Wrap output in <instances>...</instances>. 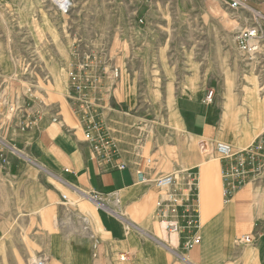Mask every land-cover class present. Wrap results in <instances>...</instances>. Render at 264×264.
I'll return each instance as SVG.
<instances>
[{
  "label": "crops",
  "instance_id": "obj_1",
  "mask_svg": "<svg viewBox=\"0 0 264 264\" xmlns=\"http://www.w3.org/2000/svg\"><path fill=\"white\" fill-rule=\"evenodd\" d=\"M122 2L113 0V5L120 8ZM244 2L252 16H264V0ZM51 24L55 31L44 25L39 30V71L53 81L42 89L45 96L22 87V99L8 97L19 115L6 120L1 133L14 148H0V264H30L33 255L48 258L49 264H264V176L225 202V163L215 149L217 142H225L241 151L260 136L245 137L251 110L247 95L236 93V68L187 64L183 82L175 86L169 76L164 84L146 80L139 91L150 94L139 98L133 95L135 85L123 79L114 85L112 78L105 86L102 115L118 154L103 163L67 99L64 77L75 59L76 38L62 37L61 25ZM117 24L116 29L125 27ZM109 38L103 31L101 42L110 43ZM115 59L106 69L112 77L129 75L127 59L140 62L138 72L145 77L174 73L153 67L150 52L129 58L119 53ZM212 72L214 80L209 79ZM227 76L235 94L231 120L224 118ZM210 91L220 95L216 107L206 100ZM121 164L126 168L118 169ZM168 174L177 178L173 190L188 203L196 198L199 207L193 222L181 221L178 234L165 229L158 207L162 193L153 185ZM197 233L201 243L188 249L186 242ZM245 236L252 242L240 243Z\"/></svg>",
  "mask_w": 264,
  "mask_h": 264
},
{
  "label": "rangeland",
  "instance_id": "obj_2",
  "mask_svg": "<svg viewBox=\"0 0 264 264\" xmlns=\"http://www.w3.org/2000/svg\"><path fill=\"white\" fill-rule=\"evenodd\" d=\"M65 3L69 7L67 12L55 0H0V148H14L1 137L2 129L7 127L5 121L19 115L17 110L12 112V108H17L11 106L8 97L14 96L18 101L22 99V87H28L43 98L42 89L53 82L52 77L40 73L38 59L41 51L39 30L44 25L49 31H55L51 23L61 25L62 37L76 38L75 59L70 71L86 62L94 67L93 73L97 75L86 74L82 78L89 86L88 99L95 103L94 109L102 122L105 86L113 79L114 85L122 79L132 87L135 85L137 90L133 95L139 98V95L150 94L139 91L146 80L151 79L147 82L151 83L157 78L164 84L170 77L175 86L183 82L188 76L184 70L187 64L200 69L226 66L237 70L236 93L241 98L247 95L245 103L251 110V124L244 132L251 131L252 104L262 103L260 98L264 100V50L255 61H249L243 57L238 45L234 46L237 34L255 23V16L248 7L232 9L223 0H123L120 8L113 5V0H68ZM117 23L125 27L116 29ZM103 31L110 34V43L101 42ZM113 36L116 38L111 40ZM137 52L154 54L153 67L165 71L171 68L174 73L145 77L139 75L140 62L127 59L124 66L129 75H107V66L110 69L109 64L117 62L115 58L119 53L129 58ZM220 55L225 58L221 62ZM110 57L114 59L109 60ZM64 78L69 82L67 99L75 109L77 103L73 101L75 93L71 77L68 74ZM209 79H215L213 72ZM226 84L224 101L226 99L228 116L225 111L224 118L231 120L235 94L233 81L228 76ZM250 90L255 91L248 93ZM155 93L158 91H153ZM173 98H176L175 93ZM220 101V95L215 91L213 106ZM40 257L43 256L33 255L30 264Z\"/></svg>",
  "mask_w": 264,
  "mask_h": 264
},
{
  "label": "built area",
  "instance_id": "obj_3",
  "mask_svg": "<svg viewBox=\"0 0 264 264\" xmlns=\"http://www.w3.org/2000/svg\"><path fill=\"white\" fill-rule=\"evenodd\" d=\"M59 7L65 12L68 10L64 0H56ZM232 9L247 8L244 0H225ZM238 48L243 57L249 61H255L264 50V16L260 13L255 14V23L236 36ZM91 57L89 56L88 59ZM94 67L90 63H82L77 69H72L69 75L74 87V103H77L75 111L79 115L85 132V140L91 146L94 156L98 161L109 163L113 161L117 154V147L113 138L108 133L104 122L99 119L95 108V103L88 99L87 92L89 86L82 78L83 75L92 74ZM97 75L96 73H93ZM215 92L210 91L206 100L213 103ZM12 112L15 108L11 109ZM216 152L225 163L223 169L224 197L225 202L233 197L243 186L248 183L258 181L264 176V133H262L255 142L248 148L237 151L232 145L225 142L215 144ZM147 165H150L148 161ZM118 169H125L126 165L117 166ZM141 181L146 180L142 173H138ZM177 181L175 174L163 175L153 181V185L162 193V199L158 202L161 208V217L163 218L165 229L171 234H178L182 229L181 221L183 219L193 220L199 216V207L197 199L188 203L184 199L183 193L174 191L173 187ZM192 187L197 189L196 181H193ZM66 199V197H63ZM92 198H97L96 195ZM240 243H251L250 236L242 237ZM201 243V235L195 234L186 242L188 249ZM121 261L126 260V256L120 257ZM33 264H48V259L40 257Z\"/></svg>",
  "mask_w": 264,
  "mask_h": 264
},
{
  "label": "bare ground",
  "instance_id": "obj_4",
  "mask_svg": "<svg viewBox=\"0 0 264 264\" xmlns=\"http://www.w3.org/2000/svg\"><path fill=\"white\" fill-rule=\"evenodd\" d=\"M56 1V0H55ZM68 1V0H67ZM67 1H64L67 2ZM57 2V1H56ZM66 4V3H65ZM6 102V101H5ZM6 104V103H5ZM261 103L258 104L253 103L252 104V128L250 129L251 131L245 132V137H248L249 135H254V136H259L262 133H264V120H263V113L261 110ZM228 116V111H226L225 116ZM227 120V117H225ZM224 125V124H223ZM226 125V124H225ZM227 127V126H224ZM254 142V141H253ZM250 143V142H249ZM249 143L240 146V149L244 150L249 146ZM203 149V148H202Z\"/></svg>",
  "mask_w": 264,
  "mask_h": 264
}]
</instances>
